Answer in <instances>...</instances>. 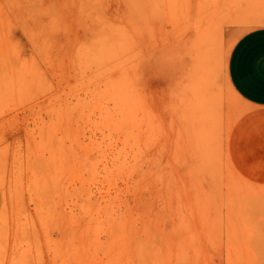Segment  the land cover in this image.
Returning a JSON list of instances; mask_svg holds the SVG:
<instances>
[{
  "label": "rangeland",
  "instance_id": "rangeland-1",
  "mask_svg": "<svg viewBox=\"0 0 264 264\" xmlns=\"http://www.w3.org/2000/svg\"><path fill=\"white\" fill-rule=\"evenodd\" d=\"M262 26L264 0H0V263L264 264L229 77Z\"/></svg>",
  "mask_w": 264,
  "mask_h": 264
},
{
  "label": "crops",
  "instance_id": "crops-1",
  "mask_svg": "<svg viewBox=\"0 0 264 264\" xmlns=\"http://www.w3.org/2000/svg\"><path fill=\"white\" fill-rule=\"evenodd\" d=\"M231 84L241 99L255 107L251 141L258 148L256 162H264V26L244 33L234 44L229 61ZM2 264V263H0ZM5 264V263H4Z\"/></svg>",
  "mask_w": 264,
  "mask_h": 264
},
{
  "label": "bare ground",
  "instance_id": "bare-ground-1",
  "mask_svg": "<svg viewBox=\"0 0 264 264\" xmlns=\"http://www.w3.org/2000/svg\"><path fill=\"white\" fill-rule=\"evenodd\" d=\"M0 236H1V235H0ZM1 237H4V236H1ZM5 237H6V236H5ZM2 239H3V238H2ZM5 239H8V237L4 238L3 242L5 241ZM8 243H9V242H8ZM13 261H14V264L17 262V261L15 262V260H13ZM18 263H19V264H22V262H19V260H18V262H17L16 264H18ZM24 264H25V262H24Z\"/></svg>",
  "mask_w": 264,
  "mask_h": 264
}]
</instances>
